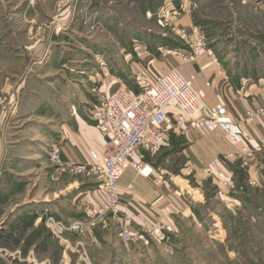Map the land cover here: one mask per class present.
Returning <instances> with one entry per match:
<instances>
[{
  "label": "crops",
  "instance_id": "1",
  "mask_svg": "<svg viewBox=\"0 0 264 264\" xmlns=\"http://www.w3.org/2000/svg\"><path fill=\"white\" fill-rule=\"evenodd\" d=\"M22 1L25 6L14 12L20 26L14 27L4 15L1 18L0 12V35L5 34L0 41V96L12 94L10 104L14 96L18 98L15 127L10 128L8 140L0 137V210L7 211L4 217L0 216V238L20 239L10 232L11 228L32 225L37 228L45 215L65 221L84 218L88 210L100 203L101 193L97 191L94 177L73 174L70 170L78 165L87 168L91 161L89 151L100 152L106 143L90 120L97 94H109L120 87L136 91L134 77L145 67L154 76L177 67L194 87L207 85L204 89L207 104L211 108L224 106L233 122L243 118L249 109L264 107V77L230 74L215 57L223 72L219 75L208 55V52L214 55L210 49L186 64L179 56L165 53L164 50L186 52L185 48L172 44L170 47L159 44L155 51L147 50L139 58L133 51L123 49L121 37L116 36L122 32V22L105 10L106 0H45L40 6L31 0ZM162 4L156 17L170 32L193 27L190 15H171L176 8L170 0H163ZM58 5L64 8L59 10ZM144 15L146 19L154 16L149 9ZM57 17L68 29L52 35L49 28L52 21L58 22ZM105 26L112 28V59L106 58L103 48L88 36L94 28L105 32ZM135 29L132 24L126 26L129 34L137 33ZM12 31L32 36L29 41L20 42ZM140 31L151 37L149 30ZM165 36L164 32L158 37L163 40ZM136 37L131 40L132 44L135 41L145 44ZM122 67L131 75L126 76ZM240 127L250 137L252 149L258 146L259 140H264V117ZM63 132L67 133V139L61 136ZM50 151L58 153L57 165L49 164ZM216 160L221 162L223 176L230 180L228 189L239 188L238 179H245L250 185L264 183V149L255 152L244 166L239 150L230 145L221 130L183 129L170 137L168 147L146 159L153 171L150 177L143 178L130 167L124 169L118 181V216L108 217L103 227L80 239L90 252L108 251L114 246L117 248L114 252L121 255L138 247L135 243L140 244L120 243L118 233L125 215L131 218L134 231L157 221L165 226L166 233L175 229L177 219L196 220L197 213L205 206V183L213 187L215 199L228 195V190H222L217 181L207 179L201 172L202 165ZM187 161L193 170L191 174L185 168ZM38 232L22 236L26 242L35 241L40 239ZM73 238L79 239V236ZM25 240L21 239V243ZM147 242H143V247ZM37 246L33 242L26 252L36 253ZM22 248L15 249L23 251Z\"/></svg>",
  "mask_w": 264,
  "mask_h": 264
},
{
  "label": "rangeland",
  "instance_id": "2",
  "mask_svg": "<svg viewBox=\"0 0 264 264\" xmlns=\"http://www.w3.org/2000/svg\"><path fill=\"white\" fill-rule=\"evenodd\" d=\"M44 1L31 0L39 6ZM170 1L176 9L185 7L186 11L189 10L193 27L200 29L207 49L214 53L228 73L264 77V0ZM162 3L163 0H106L105 10L118 16L122 22V32L116 36L121 37L123 49L132 52L131 40L136 36L151 51H155L159 44L185 48L184 43L156 17ZM23 4L22 0H0L1 18L4 15L14 27L20 26V20L18 21L14 12L21 10L25 6ZM58 6L59 10L64 8L63 5ZM146 9L151 10L154 15L152 18H145ZM56 19L58 22L52 21L49 28L52 35L61 34L55 31L56 24L62 23L59 21L60 17ZM127 24L136 26L137 33L129 34ZM105 27V32L90 29L88 36L93 43L103 48L106 58L112 59V28ZM140 30H149L151 37L140 34ZM164 32L166 36L163 41L158 36ZM10 33L20 42H27L32 36L16 31ZM3 38L5 34L0 35V41ZM6 45H9V41ZM10 46L14 45L11 43ZM95 52H98V48ZM122 68L126 76L131 75L125 67ZM0 70L2 71L1 65ZM10 95L0 96V137L7 140L10 128L15 127V110L18 105L17 96H14L13 103L10 104ZM8 105L10 109L7 111ZM49 164L53 166L50 161ZM237 185L241 189H229L228 195L220 200L215 199L213 187L205 183V206L199 210L200 214L197 213L196 220L177 219L175 229L163 233L161 240H148L144 247L143 242L135 243L138 247L121 255L114 252L117 250L114 246L108 251L90 252L80 236L79 239L68 238V244L58 242L44 224V218L48 216L45 215L37 228L33 225L11 228L10 232L16 233L15 238L20 236V239L0 238V264L5 260H11V264H264V183L260 186L250 185L245 179H238ZM6 212L0 210V216L4 217ZM37 230L40 239L26 242L22 235ZM21 239L25 241L21 243ZM33 242L38 245L35 247L38 251H32V254L31 251L26 252ZM21 246L26 254L15 249Z\"/></svg>",
  "mask_w": 264,
  "mask_h": 264
},
{
  "label": "built area",
  "instance_id": "3",
  "mask_svg": "<svg viewBox=\"0 0 264 264\" xmlns=\"http://www.w3.org/2000/svg\"><path fill=\"white\" fill-rule=\"evenodd\" d=\"M188 13L189 10L180 7L173 9L171 15L180 17ZM67 29L68 25L63 23L55 26L58 33ZM173 33L184 43L186 52L166 50L165 53L179 56L183 64L196 60L205 51L208 52L205 37L198 27H190L188 30L173 29ZM132 51L139 58L147 49L143 43L135 41ZM208 55L219 70L218 74L223 75L215 56L210 52ZM134 79L136 91L120 87L109 94H97L90 120L99 134L106 139V143L100 152L89 151L91 161L87 168L78 165L71 168L70 172L94 177L101 200L96 207L88 210L86 217L78 220L65 221L46 216L44 224L58 242L68 244V238L87 235L103 227L108 217L118 216V181L121 173L126 167H130L137 175L150 177L153 171L146 159L155 157L168 147L170 137L183 129L209 132L221 130L230 145L239 150L244 166L248 159L253 158L255 152L264 149L263 139L252 149L249 146L250 137L240 127L241 124H252L264 117V107L249 109L243 118L233 122L224 106L211 108L207 104L204 90L207 85L205 88L194 87L177 67H171L159 76H154L145 67L137 72ZM61 136L68 138L65 132ZM48 159L51 164L57 165L58 153L50 151ZM221 167L220 161H211L201 166V172L210 180L217 181L222 190H229L230 180L223 176ZM185 168L188 174L193 172L190 161L185 163ZM121 219L123 223L118 238L122 245L161 240L165 231V226L157 221L134 231L131 229L130 217L125 215Z\"/></svg>",
  "mask_w": 264,
  "mask_h": 264
}]
</instances>
